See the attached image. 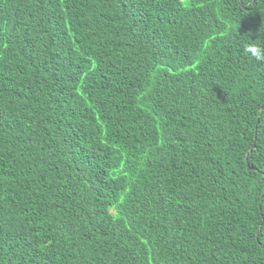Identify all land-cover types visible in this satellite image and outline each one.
Wrapping results in <instances>:
<instances>
[{"label":"trees","instance_id":"16d2710c","mask_svg":"<svg viewBox=\"0 0 264 264\" xmlns=\"http://www.w3.org/2000/svg\"><path fill=\"white\" fill-rule=\"evenodd\" d=\"M264 0H0V264H264Z\"/></svg>","mask_w":264,"mask_h":264},{"label":"clouds","instance_id":"9594fccd","mask_svg":"<svg viewBox=\"0 0 264 264\" xmlns=\"http://www.w3.org/2000/svg\"><path fill=\"white\" fill-rule=\"evenodd\" d=\"M246 51L250 53L257 60H264V47L257 44H249L246 47Z\"/></svg>","mask_w":264,"mask_h":264}]
</instances>
